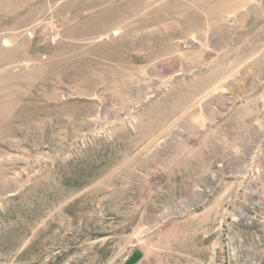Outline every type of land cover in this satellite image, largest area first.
Wrapping results in <instances>:
<instances>
[{
  "label": "rangeland",
  "instance_id": "1",
  "mask_svg": "<svg viewBox=\"0 0 264 264\" xmlns=\"http://www.w3.org/2000/svg\"><path fill=\"white\" fill-rule=\"evenodd\" d=\"M0 264H264V0H0Z\"/></svg>",
  "mask_w": 264,
  "mask_h": 264
},
{
  "label": "crops",
  "instance_id": "2",
  "mask_svg": "<svg viewBox=\"0 0 264 264\" xmlns=\"http://www.w3.org/2000/svg\"><path fill=\"white\" fill-rule=\"evenodd\" d=\"M221 4V3H220ZM204 5H208V2H206ZM222 6L225 8L226 7V4L225 3H223L222 4ZM227 11H228V14L226 15V16H229V17H232V18H234V20L232 21L233 22V24H238V25H240L239 27L241 28V30H244V27H242L241 25H242V23H246V21L244 20V18H242V16H240V14H239V12H240V5H238L235 1H233L231 4H228L227 5ZM136 9H138V6H137V8ZM223 12V11H222ZM98 19V18H97ZM95 19V23L96 24H101L102 22H104V21H100V19ZM221 23H223V21L221 22V20L218 22V24H217V30L219 31V33H218V41L220 40L221 41V39L224 41V36H222V34H221V29H223L224 28V24L223 25H221ZM223 26V27H222ZM226 27V26H225ZM236 27V26H235ZM229 28V27H228ZM239 28V29H240ZM138 39H140L141 41H140V44L138 45V47L139 46H142V48H144V36L143 35H138ZM223 44H224V42H223ZM223 52H225V46H223Z\"/></svg>",
  "mask_w": 264,
  "mask_h": 264
},
{
  "label": "built area",
  "instance_id": "3",
  "mask_svg": "<svg viewBox=\"0 0 264 264\" xmlns=\"http://www.w3.org/2000/svg\"><path fill=\"white\" fill-rule=\"evenodd\" d=\"M57 41H58L57 38H53V39H52V42H53V43H56Z\"/></svg>",
  "mask_w": 264,
  "mask_h": 264
},
{
  "label": "bare ground",
  "instance_id": "4",
  "mask_svg": "<svg viewBox=\"0 0 264 264\" xmlns=\"http://www.w3.org/2000/svg\"><path fill=\"white\" fill-rule=\"evenodd\" d=\"M177 212V211H176ZM181 212V211H180ZM178 213V212H177Z\"/></svg>",
  "mask_w": 264,
  "mask_h": 264
}]
</instances>
